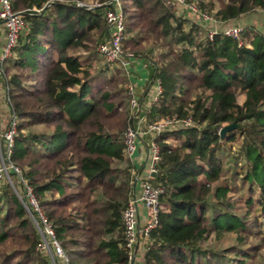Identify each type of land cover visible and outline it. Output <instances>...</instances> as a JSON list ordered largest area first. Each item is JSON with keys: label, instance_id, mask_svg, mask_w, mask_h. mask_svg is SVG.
<instances>
[{"label": "trees", "instance_id": "obj_1", "mask_svg": "<svg viewBox=\"0 0 264 264\" xmlns=\"http://www.w3.org/2000/svg\"><path fill=\"white\" fill-rule=\"evenodd\" d=\"M78 1L84 0H13L26 29L3 73L6 103L18 120L12 161L70 264H128L122 215L132 187L130 174L117 163L128 162L121 136L130 122L129 81L122 72L107 79L109 67L93 76L85 69L109 35L105 4L111 0H99L104 5L91 10ZM188 1L226 24L264 9V0ZM121 2L124 48L146 59L152 78L162 83L150 118L193 122L157 140L161 159L154 181L164 184L165 193L143 264L264 259V232L252 210L257 204L264 215V35L245 30L248 46L222 34L209 41L199 27L188 28L166 0ZM79 50L89 57L83 59ZM232 124L237 128L221 137V129ZM37 126L51 132L29 131ZM245 188L249 196L240 213L242 198L233 194ZM229 233L236 235L232 246H207L213 235L220 240ZM40 243L17 194L4 188L0 264H46Z\"/></svg>", "mask_w": 264, "mask_h": 264}, {"label": "built area", "instance_id": "obj_2", "mask_svg": "<svg viewBox=\"0 0 264 264\" xmlns=\"http://www.w3.org/2000/svg\"><path fill=\"white\" fill-rule=\"evenodd\" d=\"M166 1L173 9H176L178 17L198 25L205 32V38L209 41H212L216 35L222 34L236 40L239 46H248L247 40L244 39L245 29L243 27L217 21L212 15L203 12L194 2L188 0ZM103 5L99 0H96L95 5L92 6L83 1L77 2L78 7L90 10ZM105 5L108 7L105 12V20L109 35L101 42L98 52L107 63L119 64L130 81L127 93L133 117L124 134V155L138 170L134 171L135 178L131 182L132 190L129 202L122 215L125 249L128 253V264H143L144 252L151 233L159 224L161 198L165 193L164 184L154 181L158 172L157 165L161 159L157 140L166 133L192 127L193 122L191 118L180 119L177 116L148 122L149 114L147 115L144 111L147 110L150 113L159 103L163 95L162 83L157 78H151L145 95L138 94V87L132 81L134 78L132 69L139 57L131 50L125 49L123 45L126 24L122 2L121 0H111ZM0 22L6 30L3 53L4 57H8L18 46L20 37L26 29L24 16L14 10L13 0H0ZM11 118L8 128L0 136V194L7 184H12L11 175L20 177L24 187L27 209L41 235L39 251L47 255L50 264H70V259L57 240L52 225L43 214L32 188L23 178L22 170L12 161L18 135V120L15 115Z\"/></svg>", "mask_w": 264, "mask_h": 264}, {"label": "rangeland", "instance_id": "obj_3", "mask_svg": "<svg viewBox=\"0 0 264 264\" xmlns=\"http://www.w3.org/2000/svg\"><path fill=\"white\" fill-rule=\"evenodd\" d=\"M95 1L96 0H84L83 2L92 6V5H95ZM174 11L176 13V9H174ZM187 21H188V24H187L188 28H190L191 26L192 27L193 26L199 27L195 23H191L190 20H187ZM233 24L239 25V26L243 27L245 30L250 31L251 35H254L255 33L264 35V13H263V9H258L252 13L244 15L238 21L233 22ZM1 25H0V27H1ZM5 31H6L5 28H0V136L3 135V132L8 128L9 123L12 119L11 117L13 116L9 106L6 103L7 89L5 87V76L3 75V73L5 72L6 67H10L12 65V63L10 62V59L16 57L13 54V52L8 57H4L3 49H4L5 43H6V32ZM201 35L203 38L206 37V34L202 29H201ZM246 39H248V38H246ZM77 53H79L83 57V59H84V57H89V53L84 51V50H79ZM158 53H157V55H158ZM95 54L96 55L94 56V58H92V60H88L85 64V69H87V71H89L91 73V76L96 75L101 70H102V72H106V71H103L104 67H109L108 69H106L107 73L105 76L107 77V79L113 78L115 76L117 77L119 75V72L124 73V70L121 68V66L119 64L107 63L99 55L98 49H97V52ZM127 80L129 81L128 78H127ZM127 84L128 85L126 86V93L125 94L128 97L127 88L130 84V81ZM78 90H79V87H77L75 91H78ZM92 90H94V89L92 88ZM89 97H91V95ZM238 99L240 102H242L245 99V96L241 94V95H239ZM127 101H128V98H127ZM127 104H128L127 113H126V109H122V112L127 114L128 120L130 121L131 118L133 117V114H132V111L130 109L129 103H127ZM144 113H146L147 115L149 114V112L147 110H145ZM153 121H155V120L151 119L150 116L148 115V122L151 123ZM129 123L130 122H128L127 127L129 126ZM127 127H126V129H127ZM29 131L36 133V134H43V133H50L51 132V130H49L48 128H46L44 126L33 127ZM125 132H126V130H125ZM25 134L27 135L28 131L25 132ZM124 134L121 136L122 140H124ZM171 143L176 145V142H174V141H171ZM237 150H238V146H235L234 150L232 151V154L236 155ZM117 165H119L120 169H122L124 171V173L127 172L130 174V180L132 182L133 179L135 178L134 171L135 172L138 171L137 168H134L130 161H128V162L121 161L120 163L118 162ZM124 173H123V175H125ZM10 177H11L12 184H7L5 186V188L10 187L17 194L18 198L20 199L21 203L23 204L24 208L26 209V211L29 214L30 212L27 209V204H26V199H25V194H24V187L21 184L20 177H18L17 175H11ZM26 183H27V181H26ZM235 183H236L235 184L236 188L239 189L241 186V182L239 180H236ZM233 196H234V198L235 197L236 198H239V197L242 198V200H240L241 202H239L237 205L242 206L241 208L240 207L238 208V211L240 213H243L246 209L245 208V202L247 201V198L249 196V192L247 191V188H245L244 190H241V191L239 190V192L236 195L233 194ZM129 197H130V194H129ZM252 210L256 215L255 217L258 218L259 223H261V230L264 232V215L262 213L261 207H259L257 204H254L252 206ZM252 219H254V218L251 217V221H252ZM37 231H38V229H37ZM38 233L40 234L39 231H38ZM235 236H236L235 233H229L226 236L221 237L220 240H218L215 238V235H213V238L209 241L207 246L212 247L214 245H218V247H224V248L230 247L235 243V238H236ZM40 238H41V235H40ZM259 242H260V240H253L252 241V243L254 245L258 244ZM42 255L45 256L46 254H42ZM44 258H45L46 264H50V261L48 260L47 255ZM249 262H251V264H264V259L263 258L252 259V260H249Z\"/></svg>", "mask_w": 264, "mask_h": 264}, {"label": "crops", "instance_id": "obj_4", "mask_svg": "<svg viewBox=\"0 0 264 264\" xmlns=\"http://www.w3.org/2000/svg\"><path fill=\"white\" fill-rule=\"evenodd\" d=\"M0 28H4V26L1 25ZM132 70L134 73L132 81L138 87V94L144 96L150 86L154 68L146 59L139 57ZM137 167L139 168V166Z\"/></svg>", "mask_w": 264, "mask_h": 264}, {"label": "water", "instance_id": "obj_5", "mask_svg": "<svg viewBox=\"0 0 264 264\" xmlns=\"http://www.w3.org/2000/svg\"><path fill=\"white\" fill-rule=\"evenodd\" d=\"M2 22H0V25ZM237 128L236 124L225 126L221 129V137H224L228 132H231Z\"/></svg>", "mask_w": 264, "mask_h": 264}]
</instances>
